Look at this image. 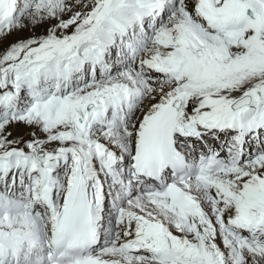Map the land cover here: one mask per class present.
Returning a JSON list of instances; mask_svg holds the SVG:
<instances>
[{
    "label": "snow or ice",
    "instance_id": "obj_1",
    "mask_svg": "<svg viewBox=\"0 0 264 264\" xmlns=\"http://www.w3.org/2000/svg\"><path fill=\"white\" fill-rule=\"evenodd\" d=\"M0 264H264V0H0Z\"/></svg>",
    "mask_w": 264,
    "mask_h": 264
},
{
    "label": "bare ground",
    "instance_id": "obj_2",
    "mask_svg": "<svg viewBox=\"0 0 264 264\" xmlns=\"http://www.w3.org/2000/svg\"><path fill=\"white\" fill-rule=\"evenodd\" d=\"M41 31V29H37V32ZM14 35V36H13ZM31 35V33L28 30H25L23 32H14L12 36L8 38L9 41H14L19 37H27ZM7 42V41H6Z\"/></svg>",
    "mask_w": 264,
    "mask_h": 264
},
{
    "label": "rangeland",
    "instance_id": "obj_3",
    "mask_svg": "<svg viewBox=\"0 0 264 264\" xmlns=\"http://www.w3.org/2000/svg\"><path fill=\"white\" fill-rule=\"evenodd\" d=\"M14 36V35H13Z\"/></svg>",
    "mask_w": 264,
    "mask_h": 264
}]
</instances>
